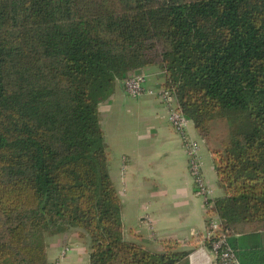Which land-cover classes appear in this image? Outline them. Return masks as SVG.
<instances>
[{"label": "trees", "instance_id": "1", "mask_svg": "<svg viewBox=\"0 0 264 264\" xmlns=\"http://www.w3.org/2000/svg\"><path fill=\"white\" fill-rule=\"evenodd\" d=\"M149 66L215 141L231 245L264 230V0H0V264H49L46 237L72 232L89 264L185 258L174 240L152 253L124 239L109 172L101 106Z\"/></svg>", "mask_w": 264, "mask_h": 264}, {"label": "crops", "instance_id": "2", "mask_svg": "<svg viewBox=\"0 0 264 264\" xmlns=\"http://www.w3.org/2000/svg\"><path fill=\"white\" fill-rule=\"evenodd\" d=\"M163 75L155 66L141 70L145 93L136 103L128 101L123 83L118 82L111 103L100 109L111 154L109 172L123 206L124 239L152 253H164L163 242L174 240L179 245L173 250L186 255L179 264H217L207 239L211 217L189 170L186 141L201 146L203 174L213 201L226 194L213 167L214 146L199 136L192 122L184 135L173 128L170 115L177 103L168 105L161 99L164 87L155 93L147 86L150 79ZM233 238V248L245 253L248 263H264L255 257L250 262V253L264 252V230L246 229ZM46 244L49 264H89V239L77 232L47 236Z\"/></svg>", "mask_w": 264, "mask_h": 264}, {"label": "built area", "instance_id": "3", "mask_svg": "<svg viewBox=\"0 0 264 264\" xmlns=\"http://www.w3.org/2000/svg\"><path fill=\"white\" fill-rule=\"evenodd\" d=\"M144 78L135 76L125 83L126 92L134 97L142 96L145 91L143 89ZM152 93V91H150ZM160 97L168 105L176 103V99L168 91L160 93ZM175 101V102H174ZM171 122L173 128L184 135L191 121L186 119L179 108L171 111ZM186 149L189 158V170L194 179L197 194L206 200L207 214L210 215L208 220L207 239L210 243V250L217 264H241L237 256V251L233 248L229 241V231L224 230L221 221L215 214L213 191L206 183L203 174V164L200 155L201 146L197 141H186Z\"/></svg>", "mask_w": 264, "mask_h": 264}, {"label": "rangeland", "instance_id": "4", "mask_svg": "<svg viewBox=\"0 0 264 264\" xmlns=\"http://www.w3.org/2000/svg\"><path fill=\"white\" fill-rule=\"evenodd\" d=\"M156 67V69H158V70H162L161 68H160V66H155ZM153 81H155V82H157L158 83V86L157 85H154L153 86ZM165 82V78L164 77H162V76H155L154 78H152V79H150V81L147 83V86H149V87H152V90L155 92V93H158V92H160L162 89H163V86H162V84ZM143 89H144V86H143ZM152 90H150V91H152ZM145 91V90H144ZM150 91L148 92L150 95H153L154 94V92L152 91V93H150ZM162 93V92H161ZM144 95V94H143ZM127 99H128V101H130V103H136V99H139V97H134V96H131V95H129V94H127ZM175 102V101H174ZM174 105L176 104V103H173ZM170 121H171V117H170ZM171 124H172V122H171ZM104 125H105V122H104ZM102 126V125H101ZM106 126V125H105ZM173 126V125H172ZM215 141H210V143L214 146L215 145V143H214Z\"/></svg>", "mask_w": 264, "mask_h": 264}, {"label": "water", "instance_id": "5", "mask_svg": "<svg viewBox=\"0 0 264 264\" xmlns=\"http://www.w3.org/2000/svg\"><path fill=\"white\" fill-rule=\"evenodd\" d=\"M140 75H141V72H140Z\"/></svg>", "mask_w": 264, "mask_h": 264}]
</instances>
